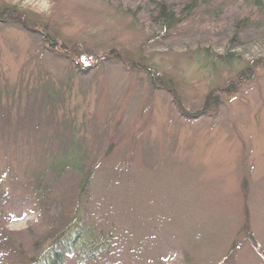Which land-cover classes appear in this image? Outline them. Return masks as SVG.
I'll return each mask as SVG.
<instances>
[{
	"label": "rangeland",
	"instance_id": "rangeland-1",
	"mask_svg": "<svg viewBox=\"0 0 264 264\" xmlns=\"http://www.w3.org/2000/svg\"><path fill=\"white\" fill-rule=\"evenodd\" d=\"M139 3L0 0V264L76 206L109 248L65 264H264V31L218 42L245 0L167 33Z\"/></svg>",
	"mask_w": 264,
	"mask_h": 264
},
{
	"label": "trees",
	"instance_id": "trees-1",
	"mask_svg": "<svg viewBox=\"0 0 264 264\" xmlns=\"http://www.w3.org/2000/svg\"><path fill=\"white\" fill-rule=\"evenodd\" d=\"M246 5L244 11H238L226 20L222 27L221 35L217 38L218 42L224 43L228 40L230 45L236 43L237 39L241 37L246 38V41L254 39L255 37H248L249 34L257 30L264 31V0H245ZM143 7H147V12L150 26H153L156 31L167 33L179 27L182 20L188 23L189 20L196 16L199 7L203 0H182L181 2H174L168 0H140ZM138 7L139 14L143 12V7ZM145 5V6H144ZM222 9V8H221ZM248 10V11H247ZM263 21V23L261 22ZM252 29V30H249ZM242 44V45H243ZM241 45V44H238ZM253 68L249 66L247 69L240 71V77L250 80L253 78ZM237 89V88H236ZM235 90L233 87L228 91ZM170 94L171 90L166 89ZM210 94L207 96L203 108L195 115H184L183 109L178 107L179 113L188 118L198 119L208 111ZM216 101V100H215ZM215 101L212 104H215ZM174 103H176L174 101ZM179 106V105H178ZM64 160L62 164H66ZM63 166V165H61ZM90 175L82 176L78 194L81 196L86 193L90 185ZM73 214L68 217L67 222L61 228V234L54 235L51 239L46 251L42 252L41 256L36 258H27L24 264H65L66 260L74 256L80 261L99 259L105 252L108 253V239L102 232L99 234L85 225L84 219L80 214V208L76 206ZM99 236V237H98Z\"/></svg>",
	"mask_w": 264,
	"mask_h": 264
}]
</instances>
